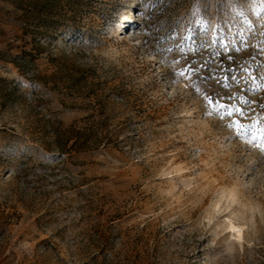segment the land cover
<instances>
[{
  "label": "rangeland",
  "instance_id": "1",
  "mask_svg": "<svg viewBox=\"0 0 264 264\" xmlns=\"http://www.w3.org/2000/svg\"><path fill=\"white\" fill-rule=\"evenodd\" d=\"M262 105L264 0H0V264H264Z\"/></svg>",
  "mask_w": 264,
  "mask_h": 264
},
{
  "label": "trees",
  "instance_id": "2",
  "mask_svg": "<svg viewBox=\"0 0 264 264\" xmlns=\"http://www.w3.org/2000/svg\"><path fill=\"white\" fill-rule=\"evenodd\" d=\"M46 125L50 126L48 131L44 129ZM96 131L94 126L79 129L71 125L64 128L60 122L53 120L43 121L40 128L45 150L61 156L97 150L105 141L97 137Z\"/></svg>",
  "mask_w": 264,
  "mask_h": 264
},
{
  "label": "snow or ice",
  "instance_id": "3",
  "mask_svg": "<svg viewBox=\"0 0 264 264\" xmlns=\"http://www.w3.org/2000/svg\"><path fill=\"white\" fill-rule=\"evenodd\" d=\"M180 76H184L185 72L181 71L178 73ZM187 78V77H186ZM197 91H199V88H197ZM208 100V103L210 105H215V110L224 109V111L221 113L217 111V114L220 116L221 119H223L225 116L232 117L234 114H236L238 117H245L244 109L241 107H235V106H229L221 104L218 100L214 101L210 97H206ZM244 104H248L249 102L247 100L243 101ZM261 107H264L262 105ZM209 115L212 113L209 112ZM260 121H256L254 123H259ZM230 129H233L236 133V135L242 139H245L246 143L252 144L253 146L257 147L261 152H264V127H260L255 129L253 131L254 124L246 125L242 122L241 119H233L230 121V123L227 125ZM257 133L260 135L261 139L257 141ZM218 214H222L223 212H227L228 209L224 208L221 209L220 204L215 205L214 209ZM233 232H240L241 229L233 227L231 229Z\"/></svg>",
  "mask_w": 264,
  "mask_h": 264
},
{
  "label": "bare ground",
  "instance_id": "4",
  "mask_svg": "<svg viewBox=\"0 0 264 264\" xmlns=\"http://www.w3.org/2000/svg\"><path fill=\"white\" fill-rule=\"evenodd\" d=\"M133 22V17L128 21V23H131ZM121 25V28L120 30L118 31V33H121V31H123L127 25L125 23L123 24H120ZM123 29V30H122ZM232 190V189H231ZM220 196L221 197H227V198H231L232 200H234L235 198V191H224L222 190L220 192ZM218 203V202H217ZM216 204V203H214ZM233 214L229 215L228 217H226V222L222 223L224 226H223V230L224 231H228V236H227V239H234L235 241H241L242 239V235H243V226L240 222H236L235 218L232 217ZM233 227H236V228H239L241 229L240 232H233L231 229Z\"/></svg>",
  "mask_w": 264,
  "mask_h": 264
}]
</instances>
